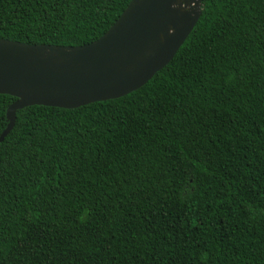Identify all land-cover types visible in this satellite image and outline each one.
<instances>
[{"label": "trees", "instance_id": "1", "mask_svg": "<svg viewBox=\"0 0 264 264\" xmlns=\"http://www.w3.org/2000/svg\"><path fill=\"white\" fill-rule=\"evenodd\" d=\"M129 1L0 0V37L82 45ZM15 99L0 93V134ZM0 264H264V0H202L128 94L17 110Z\"/></svg>", "mask_w": 264, "mask_h": 264}, {"label": "water", "instance_id": "2", "mask_svg": "<svg viewBox=\"0 0 264 264\" xmlns=\"http://www.w3.org/2000/svg\"><path fill=\"white\" fill-rule=\"evenodd\" d=\"M201 6L202 0H130L100 37L82 45L0 37V93L16 97L0 140L26 106L75 108L140 88L174 57Z\"/></svg>", "mask_w": 264, "mask_h": 264}]
</instances>
